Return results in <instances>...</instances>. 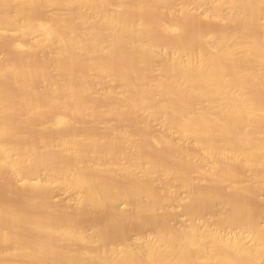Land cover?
I'll return each instance as SVG.
<instances>
[{"label": "bare ground", "instance_id": "6f19581e", "mask_svg": "<svg viewBox=\"0 0 264 264\" xmlns=\"http://www.w3.org/2000/svg\"><path fill=\"white\" fill-rule=\"evenodd\" d=\"M1 185L0 264H264V0H0Z\"/></svg>", "mask_w": 264, "mask_h": 264}, {"label": "rangeland", "instance_id": "374dc122", "mask_svg": "<svg viewBox=\"0 0 264 264\" xmlns=\"http://www.w3.org/2000/svg\"><path fill=\"white\" fill-rule=\"evenodd\" d=\"M51 11H53V9H50ZM1 187L3 188L4 187V185L2 186H0V196H1V194H4L6 191L4 190V189H6L7 190V188H3V191H4V193H3V191L1 192ZM57 192V193H56ZM55 192V197H57L58 196V199L57 200H60V199H67L68 197H69V195L67 194V193H64V192H62L61 190H58L57 189V191ZM61 193V194H60ZM7 194H8V196H7ZM6 195V196H5ZM5 195H2L1 196V198H3V199H8V198H11V193H9V191L7 190V192H6V194ZM10 196V197H9ZM67 197V198H66ZM60 198V199H59ZM17 200H21V198H19V197H17ZM122 207H124V205L122 204L121 205ZM134 227V226H133ZM135 227H136V225H135ZM134 227V228H135ZM138 230V228H135V230ZM132 230H134L133 228H132ZM132 232V231H131ZM135 233H137L136 231H135ZM134 235H136V234H134V233H132V237L134 236Z\"/></svg>", "mask_w": 264, "mask_h": 264}]
</instances>
